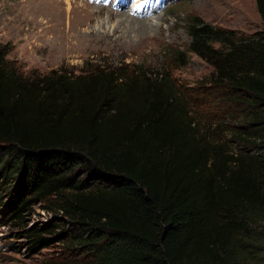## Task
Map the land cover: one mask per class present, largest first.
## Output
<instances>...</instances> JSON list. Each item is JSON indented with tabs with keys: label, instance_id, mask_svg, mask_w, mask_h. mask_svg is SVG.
I'll use <instances>...</instances> for the list:
<instances>
[{
	"label": "trees",
	"instance_id": "16d2710c",
	"mask_svg": "<svg viewBox=\"0 0 264 264\" xmlns=\"http://www.w3.org/2000/svg\"><path fill=\"white\" fill-rule=\"evenodd\" d=\"M257 6L263 30L250 36L196 17L188 26L189 50L213 67L216 94L203 93L232 102L229 115L244 122L236 149L197 132L172 67L26 75L0 44V205L27 225L43 203L51 219L25 230L31 249H66L45 264H264V0Z\"/></svg>",
	"mask_w": 264,
	"mask_h": 264
},
{
	"label": "rangeland",
	"instance_id": "374dc122",
	"mask_svg": "<svg viewBox=\"0 0 264 264\" xmlns=\"http://www.w3.org/2000/svg\"><path fill=\"white\" fill-rule=\"evenodd\" d=\"M164 3L159 11L136 16L130 13L132 4L115 8L111 3L105 6L90 0H0V44L7 46L10 61L26 75H44L57 69L79 74L99 65H130L129 69L140 66L153 73L172 67L175 81L185 92L183 101L197 132L238 148L232 135L243 129L244 122L241 116L229 115L232 102L222 101V95L208 97L203 93L210 89V94H216L210 82L213 67L189 50L188 26L196 17L236 31L239 36L253 35L263 30L257 0ZM90 31L97 32L104 41L83 50L78 41L92 40ZM71 44L74 48L68 52ZM171 48L183 52L186 63L174 62V54L168 51ZM224 110L227 114H223ZM2 180L0 195L5 194ZM42 206L37 203L30 207L26 225L12 218L8 206L0 205V264H45L65 254V245L60 243L31 249L25 230L51 219ZM262 254L264 263V251Z\"/></svg>",
	"mask_w": 264,
	"mask_h": 264
},
{
	"label": "bare ground",
	"instance_id": "6f19581e",
	"mask_svg": "<svg viewBox=\"0 0 264 264\" xmlns=\"http://www.w3.org/2000/svg\"><path fill=\"white\" fill-rule=\"evenodd\" d=\"M109 15H111V14H109ZM133 20H135V21H140L139 19H133ZM145 21V20H144ZM86 22H87V20H86ZM64 33V32H63ZM72 34V33H71ZM90 34L92 35L91 37H89V38H92V40H89L88 38H85L84 40H79L78 41V44H79V47L81 48V49H83V50H89V49H91V46H93V45H97L99 42H102V41H104V39H103V37L101 36V35H99L97 32H95V31H90ZM65 36V35H64ZM63 37V36H62ZM107 40H108V37H107ZM69 42H71V41H69ZM63 43H64V41H63ZM66 46V45H65ZM94 46V47H95ZM69 48H67L68 49V52H71V49H73L74 48V45L73 44H71V45H69L68 46ZM64 48V47H63ZM62 49V48H61ZM67 51V50H66ZM65 53V52H64Z\"/></svg>",
	"mask_w": 264,
	"mask_h": 264
}]
</instances>
